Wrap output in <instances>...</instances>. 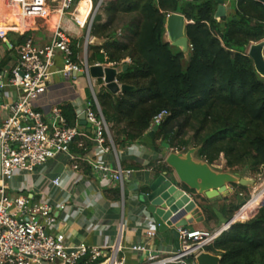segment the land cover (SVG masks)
Segmentation results:
<instances>
[{"label":"trees","instance_id":"trees-1","mask_svg":"<svg viewBox=\"0 0 264 264\" xmlns=\"http://www.w3.org/2000/svg\"><path fill=\"white\" fill-rule=\"evenodd\" d=\"M219 1L109 0L104 8L107 20L96 16L91 34L103 43L89 45V63L129 65L119 73L118 81L131 88L113 93L103 86L97 94L116 145L140 139L155 116L167 110L169 114L153 134L155 145L167 142L184 152L196 148L198 158L211 165L222 160L225 170L244 166L252 172L264 167V77L248 54L253 43L264 40V2L232 0L233 9L217 18ZM176 12L189 21V56L166 36L167 17ZM117 20L123 21L122 27L130 33L127 37L121 36ZM26 37L20 36L17 43ZM79 43L72 42L75 60L81 51ZM61 109L67 123L74 125L73 105L64 104ZM261 184L254 186L252 198L242 209L259 198L251 211L204 247L220 255L222 264H264ZM225 201L218 211L228 219L244 205ZM218 211L205 208L209 230ZM189 260L194 263L195 257ZM106 262V258L89 255L81 260V264Z\"/></svg>","mask_w":264,"mask_h":264},{"label":"built area","instance_id":"built-area-1","mask_svg":"<svg viewBox=\"0 0 264 264\" xmlns=\"http://www.w3.org/2000/svg\"><path fill=\"white\" fill-rule=\"evenodd\" d=\"M81 1L6 0L7 9L14 13L16 21L9 27L0 26V34L8 31L25 34L30 30L31 21L39 17L48 18L55 14L58 20L52 27L48 43L39 44L33 37L28 36L16 48V64L0 67V264H81V260L88 255L92 259L106 258V264H127L120 257V252L123 249L127 231L126 218L129 214L134 216L133 219L129 217V220L145 224L143 230L147 237L156 238L159 234L158 224L148 213L145 203H140L126 214L123 201L122 220L116 229L114 241L104 246L90 243L86 239L74 244L68 243L65 232L55 229L72 196L71 187L65 185L61 173L46 177L51 192L45 199L37 197L29 187L23 185L14 186L15 193L10 192V184L18 182L19 177L27 178L37 174L41 166L54 160L65 163L73 171L80 170V156L72 151V146L78 138L92 139L97 148L104 152L117 150L111 125L101 110L96 94L84 110L93 125V136L83 131L78 124L69 125L62 115L61 107L54 106L52 109L58 125L49 124L44 112L37 107V101L48 93L57 74L66 79H76L79 73H83L90 79V66L105 65L100 62L90 64L87 50L93 42L91 31L96 14L106 0H99L97 4L91 0V8L83 23L79 11ZM66 14L73 15L80 28L86 29L85 55L82 58L79 56L77 60L74 59L72 39L62 25V18ZM58 58L62 60V64H59ZM102 80L106 86L105 79ZM8 88L17 91V96L12 100L5 96ZM168 114L169 112L164 110L155 116L149 130H153ZM78 145L86 149L84 139H80ZM95 167L110 174V181L118 182L123 194L125 193V178L131 175L132 170L125 169L119 159L115 167L105 162H98ZM76 181V178L72 181V187ZM99 192L100 189H96L94 196ZM64 195L66 197H63ZM179 232L180 249L162 262H152L156 257L153 255L150 262L144 264H189L184 262L185 257L194 256L196 259L198 253L203 250L195 256L196 251L204 249L217 239H210V234L213 233L211 230L180 227ZM187 246L196 248L187 252ZM130 249L141 251L146 249V246L135 244Z\"/></svg>","mask_w":264,"mask_h":264},{"label":"crops","instance_id":"crops-1","mask_svg":"<svg viewBox=\"0 0 264 264\" xmlns=\"http://www.w3.org/2000/svg\"><path fill=\"white\" fill-rule=\"evenodd\" d=\"M4 1L6 5H3L8 11L9 9H7L8 4L6 0H0V3ZM231 2H226L228 13L233 9ZM3 5H0V8L3 7ZM90 8L91 0L81 1L79 11L81 13L80 18L82 23L85 22ZM13 15L14 13L12 14L10 11L5 13L3 20H0V26L9 27L12 25L16 21V17ZM57 20L58 16L55 14L50 15L48 18L39 17L37 23L34 20H32L33 23L31 21L30 30L25 34H19L12 31L1 33L0 67H9L16 64L18 59L16 48L22 43H17L20 36H31L39 44L48 43L51 39L52 27ZM63 24L66 26L65 29H69V31H67L72 42L74 40L80 41V37L81 39L83 38L81 33L86 29L80 28L73 15L66 14L62 18V25ZM78 46H80L82 51L84 44L80 42ZM80 53L78 54V57H81ZM59 64H62V60L60 59ZM104 64L105 66L110 65L106 63ZM118 69L121 71L122 67H118ZM82 77H85V79ZM95 79L97 78L89 79L86 74L81 73L78 74L76 79H66L60 74H57L50 85L48 93L43 95L37 101V107L44 112L46 121L49 124L58 125V120L53 114L52 109L54 106L61 107L64 104L70 103L73 105L76 113L75 124H78L83 131L93 136V125L87 119L84 110L87 103L92 100L88 98L89 92L91 93L93 100L94 94L97 96ZM75 80H77L78 84ZM82 81H86L88 86L86 90H84V88L82 89ZM101 85L105 86L103 83ZM5 96L12 100L17 96V91L14 88H8L5 91ZM151 131L152 130H149L148 134L143 135L137 141L116 145V152L114 150L104 152L97 148L96 143L92 139L87 137L78 138L72 146V151L80 156V170L77 172L73 171L69 166H66L65 163L54 160V162L41 166L39 173L37 174H33L27 178L24 176L19 177L18 182L15 181L14 184H10V192L15 193L14 186L17 187L23 185L24 187H29L31 192L37 197L41 196V198L45 199L51 192V187L48 184V178L46 179V177L53 176L55 173H61L65 185L71 187L72 196L66 212L61 213V219L55 229L57 231L65 232L68 243L74 244L82 239H86L90 243L96 245H107L115 240L116 229L122 220L123 201L125 202L124 207L126 208V214H129L128 212L130 210L142 203L141 200L139 201V191L142 192L150 180L158 176L163 169H166L165 157L172 151H175L173 147L167 149L162 146L163 142L161 141H157L159 145H155ZM80 139H84L86 149L79 147L78 144ZM117 159L120 160L121 165L125 169L132 170L131 175L125 178L126 184L124 194L118 182L110 181V174L101 172L95 167V164L98 162H105L109 166L115 167ZM227 172L231 173L232 171L227 170ZM231 174L238 175V173ZM75 178L77 181L72 187V181H74ZM256 184H254V186ZM232 186L234 191L228 197L219 196L210 199L202 194H198L200 204L196 207L197 210H195L197 216L199 218H202L203 216L204 220L198 221L197 219H193V222L188 228L190 230H209L206 223L207 215L205 214V208L211 206L218 211L220 206L217 209L215 204L223 203L226 198H230L231 195L235 193L236 188L234 185ZM96 189H100V192L94 196V191ZM63 197L66 196L64 195ZM228 202H231V200ZM201 212H203V214H200ZM129 217L132 219L134 218L132 214H129L126 218L127 231L124 235L123 249L120 252V257L127 264L149 263L150 257L153 255L156 257L152 262L159 263L165 260L167 256H172L173 252L176 251V248L173 246V238L169 237L165 239L160 232L156 238H149L144 234L143 229L145 228V224L143 222L137 223L129 220ZM213 219L209 222L210 230L218 232L216 233L218 237L220 230L222 231V225H224V222L227 220L223 219V221L218 218L216 219V222H214ZM145 222H147V220ZM92 229L94 230L91 231ZM135 244H143L146 246V249L141 251L130 249V247ZM195 248V246H189L186 251L190 252ZM189 261V257H185L184 262L191 264Z\"/></svg>","mask_w":264,"mask_h":264},{"label":"water","instance_id":"water-1","mask_svg":"<svg viewBox=\"0 0 264 264\" xmlns=\"http://www.w3.org/2000/svg\"><path fill=\"white\" fill-rule=\"evenodd\" d=\"M260 1L264 2V0ZM215 15L217 18L228 15L225 0L219 1ZM188 23L182 13H172L167 17L166 33L169 41L189 56L190 41L186 34ZM98 43H103V40L94 36L92 44ZM248 54L253 59L258 73L264 77V40L253 43ZM128 67V64H124L120 71L112 65H92L90 76L104 78L105 87L113 93H119L131 88L130 85L119 84L118 81L119 73L125 72ZM157 128L158 126L154 127L151 135ZM162 146L171 149V145L167 142H163ZM196 151V148L191 147L186 152L175 150L169 153L165 157L166 169L150 180L142 191V202L146 204L148 213L158 224V231L165 239L173 238V246L176 250L181 248L179 228L188 227L193 219L204 220L203 216L199 218L196 214V207L200 204L198 194L210 199L219 196L228 197L234 191L232 185L235 183L242 185L255 183L253 179L215 171L207 161L194 157ZM237 220L232 221L231 224ZM196 260L197 264H222L220 255L206 250L199 252Z\"/></svg>","mask_w":264,"mask_h":264},{"label":"rangeland","instance_id":"rangeland-1","mask_svg":"<svg viewBox=\"0 0 264 264\" xmlns=\"http://www.w3.org/2000/svg\"><path fill=\"white\" fill-rule=\"evenodd\" d=\"M94 1V4H97V2L99 1V0H93ZM109 0H106L105 2H104V5L98 10V12H97V14H96V16H102V18H103V20H102V22H105L106 20H107V15L104 13V8H105V5H106V3L108 2ZM229 1H231V0H229ZM234 1V0H233ZM3 4H5V1L4 2H1L0 3V5H3ZM8 4V3H7ZM228 4V3H227ZM6 5V4H5ZM76 5H78V4H76ZM9 11V10H8ZM7 10H6V8H5V6L3 5V7H1L0 8V20H3V18H4V14L5 13H7L8 12ZM37 19L38 18H35V19H33L36 23H37ZM125 19H128V17L126 18L125 17ZM32 23H33V21H32ZM116 25H120V27H122V23H123V21H121V20H117L116 22ZM63 26H64V24H63ZM65 27L66 26H64V30L66 31V32H68L69 31V29L68 28H66L65 29ZM68 30V31H67ZM119 32L121 33L122 32V34H121V36L122 37H124V36H128V34H130L129 32H127V30L126 29H124L123 27H122V29H119ZM167 34V33H166ZM81 36L84 38H82L81 39V37H80V42L82 43V44H84V40H85V36H86V30L83 32V33H81ZM167 36V39L169 40V36L168 35H166ZM80 55H81V58L85 55V48L83 47V49H82V51H81V53H80ZM87 55H88V50H87ZM82 78H84L85 79V77H82ZM76 81V83H77V80H75ZM103 82L100 80V79H95V89H96V92H97V94H99L101 91H102V89H103V86L101 85ZM78 84V83H77ZM80 84V83H79ZM88 86H87V84H86V81H82V89L84 88V90H86V88H87ZM88 98H90V99H92L93 100V97H92V95H91V93L89 92V94H88ZM149 132H147L146 134H148ZM191 135V134H190ZM189 135V136H190ZM190 149V148H189ZM181 152V151H180ZM183 152V151H182ZM195 158H197V155H196V152H195V156H194ZM247 167V166H246ZM212 168L215 170V171H217V172H221V173H224V172H227V170H225L224 168H223V165H222V160L220 161V162H218L217 164H214V165H212ZM247 169L244 167V166H241V167H239V168H237L236 169V171L235 170H232V172L231 173H238V177L239 178H242V177H245V178H249V179H253L254 181H255V183H248V184H246V185H242V184H240V183H236L237 185L235 186V188H236V191H235V193L234 194H232L231 195V197L230 198H228V201L229 200H231V204H237V205H242V204H245V203H248L249 202V200L252 198V195H253V191H254V184H256V183H258V182H260V183H263L264 182V167H259V169L258 170H255V171H252V172H249V171H246ZM241 176V177H240ZM241 186H243V188H241ZM144 191V190H143ZM237 193H238V195H237ZM264 198V197H263ZM143 201V194H142V192L141 191H139V201ZM228 201H225V202H227V203H230V202H228ZM224 202V201H223ZM247 205V204H246ZM215 206H216V208L218 209V207L220 206V204L219 203H216L215 204ZM229 207V210H230V205L228 206ZM243 205L238 209V210H236L235 211V213H234V215L231 217V218H229L228 219V217H227V215L224 213V212H221V211H218V218H219V220H223V219H226L227 221H225L224 223V225H222L223 226V228H222V231L225 229V228H227L229 225H230V223H232V221H234V220H236V218H237V216L239 215V213L242 211V209H243ZM238 211V212H237ZM218 218H215V219H213V221L214 222H216V219H218ZM224 221V220H223ZM134 224H136V223H134ZM221 226V227H222ZM212 231H214V230H212ZM221 230H220V232H219V235H220V233L222 232ZM201 250H204L203 248H201L200 250H198V251H196L194 254H195V256L197 255V253L199 252V251H201ZM195 262L197 263V261H196V259H195Z\"/></svg>","mask_w":264,"mask_h":264},{"label":"bare ground","instance_id":"bare-ground-1","mask_svg":"<svg viewBox=\"0 0 264 264\" xmlns=\"http://www.w3.org/2000/svg\"><path fill=\"white\" fill-rule=\"evenodd\" d=\"M258 185V183L255 185V186H257ZM264 184H261V186H263ZM262 197V196H261ZM259 199V198H258ZM257 199V200H258ZM257 200L249 207V208H247V209H244V210H242L240 213H239V215L237 216V218L236 219H239V218H241V217H243V216H246L250 211H251V209L253 208V206L255 205V203L257 202ZM232 224H230V226H231ZM229 226V227H230ZM217 232H215V231H213V233H211L210 234V239L212 240V239H214V238H217V234H216ZM189 246H187L186 248H185V251L187 250V248H188Z\"/></svg>","mask_w":264,"mask_h":264},{"label":"clouds","instance_id":"clouds-1","mask_svg":"<svg viewBox=\"0 0 264 264\" xmlns=\"http://www.w3.org/2000/svg\"><path fill=\"white\" fill-rule=\"evenodd\" d=\"M118 68V67H117ZM205 250V249H204Z\"/></svg>","mask_w":264,"mask_h":264}]
</instances>
